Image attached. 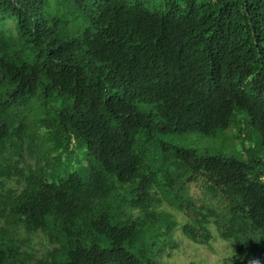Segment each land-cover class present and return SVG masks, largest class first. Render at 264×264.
I'll list each match as a JSON object with an SVG mask.
<instances>
[{"label": "trees", "instance_id": "trees-1", "mask_svg": "<svg viewBox=\"0 0 264 264\" xmlns=\"http://www.w3.org/2000/svg\"><path fill=\"white\" fill-rule=\"evenodd\" d=\"M51 104L58 153L40 144L27 188L0 194V218L59 245L51 264H158L176 223L154 209L156 188L189 219V240L209 245L213 223L264 264V157L253 134L264 149V0H0V187L23 175L14 161L23 134L37 117L47 128ZM240 125L253 142L244 160L167 139ZM23 259L0 232V264Z\"/></svg>", "mask_w": 264, "mask_h": 264}, {"label": "rangeland", "instance_id": "rangeland-1", "mask_svg": "<svg viewBox=\"0 0 264 264\" xmlns=\"http://www.w3.org/2000/svg\"><path fill=\"white\" fill-rule=\"evenodd\" d=\"M65 10L71 15H76L74 7L71 3H62ZM5 25L9 36L14 40L17 46L20 41L16 35L15 24L9 20L5 21ZM56 105H50L46 114L41 115V120L46 123L47 128L42 126L39 128L38 117L31 129L23 135V152L21 156H15L14 161L19 170L23 172L22 176L14 175L10 179H2L0 194L8 198H15L20 195L26 188V177L31 171H35L38 163V148L43 143L46 150H50L53 154H57L59 149L56 142L48 140L47 134L54 138V127L50 126L48 120L53 115ZM253 132V131H252ZM256 138L254 143L255 154L258 157H264V149L261 145L257 134L253 132ZM244 131V126L231 128L224 133H217L215 136L204 137L196 134H186L183 136H168L171 142L180 145L183 148H190L201 151L208 156H222L224 158L234 157L244 160L241 152L250 150L253 142ZM73 151L74 155L70 159L71 164H75V159H79V152L76 151L75 145L69 147V151ZM254 156V155H253ZM159 180L164 182L161 174L158 175ZM264 182V176L260 178ZM166 185V184H165ZM153 197L160 202L154 205V209L159 212H166L172 216L176 226L171 231L168 240L172 249H168L163 254H157L155 259L158 264H257L256 256L252 254L241 255L240 248L245 247L242 241L229 240L224 241L219 238L216 226L211 223L209 229L211 231L212 240L209 245H198L189 240L182 232V227L189 223V219L185 214L179 212L160 194V189L156 188L151 191ZM129 214V209L127 210ZM132 217L138 216L137 211L131 213ZM0 232L7 238H11L18 243L19 251L27 254L31 259H23L22 262H10L9 264H37L39 261L51 264V255L55 250H59V245L51 242L46 232L38 231L34 234L27 235L21 226H14L6 220V217L0 218ZM258 257L264 262V247H260L257 251Z\"/></svg>", "mask_w": 264, "mask_h": 264}]
</instances>
